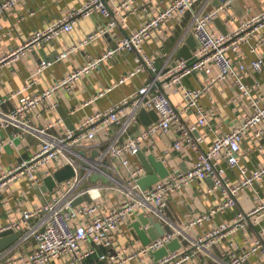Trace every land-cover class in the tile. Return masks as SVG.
Instances as JSON below:
<instances>
[{"label":"built area","instance_id":"2783aa9c","mask_svg":"<svg viewBox=\"0 0 264 264\" xmlns=\"http://www.w3.org/2000/svg\"><path fill=\"white\" fill-rule=\"evenodd\" d=\"M22 1L0 0V15ZM200 1L167 0L152 11L136 29L121 32L116 39V48H108L101 54L88 58L47 89L21 97L19 104L12 110L0 109V152L6 145L18 149V141L23 138L20 131L2 137V133L9 127L19 128L40 138L38 149L30 157L20 159L9 168L0 165V197L9 185L21 178H27L28 188L39 187L40 171L52 162L53 168L47 169L43 176L52 175L66 165L74 170L72 177L56 183L41 205L33 209H21L17 220L0 228V232L12 229L17 233V239L0 252V264H49L61 258H67L68 264H84L92 255H96L98 264H186L197 255H201V264H246L253 256H258L260 264H264V229L246 242L248 247L230 240L224 249V257L216 260L212 253L216 244L264 217V202L251 210L236 213L232 220L211 227L201 236L190 234L192 227L234 207L240 192L253 188L264 178V164L252 170L241 165L242 143L247 138L254 140L257 149L264 152V143L259 141L264 140V98L256 96L262 84L260 80L251 83L246 81L253 71L264 74V59L261 55L249 63L241 59L242 45H248L252 53H258L259 48L264 45V37L261 36L264 30V10L242 21L231 32L223 34L214 32L211 25L221 9L237 0H224L215 9L205 10L202 5L200 9L194 10ZM135 4L136 0H83L78 9L68 13L56 24L35 32L22 45L0 55V69L25 57L32 48L41 46L57 34L71 32L80 18L98 14L106 18V24L84 37L79 46H88L105 31L123 30L128 15L137 9ZM142 7L147 10L150 6ZM189 12V30L196 41L192 57L175 60L163 70L157 66L153 55L144 52L143 43L153 32H161L172 19L183 18ZM74 49L76 47L72 46L69 52ZM120 52H134L136 66L118 83L143 71L150 74V81L109 108L87 115L74 129L64 134L55 135L47 131V126L37 128L30 123L32 115L38 116L36 110L41 103L49 101L54 93L73 89L81 78L90 75L103 62ZM65 55L66 52H63L57 59ZM49 64L48 61H42L37 73ZM196 72L213 74L206 87H188L184 84L183 79ZM228 81H232L237 89L233 101L247 99L246 108L242 118L231 120L228 130H213L210 126L212 111L206 109L200 100L215 84ZM111 89L112 87H107L106 91H98L95 98ZM172 93L181 95V106L172 102ZM2 102L0 100V104ZM54 105L56 106L51 104ZM142 109L155 111L157 120L149 125H142L139 118ZM191 111L196 116L194 122H189L184 115ZM204 126L210 128V133L196 135V130ZM112 127H116L113 132ZM134 127H137L136 131L130 133ZM169 132L175 135L171 149L192 148L196 152V158L185 170L169 172L168 176L142 190L137 180L145 175V169L141 163L133 165L131 157L137 156L143 145H151L157 135ZM99 134L106 141V146L100 154L95 152L94 156L87 155L84 145L93 142ZM209 140L210 146L202 148V144ZM117 165L125 170L126 179L122 178L124 176ZM227 169L238 170V182H229ZM94 173L104 174L108 183L105 184L100 179L91 182L90 177ZM206 179L212 182L207 187V192L219 191L222 195L221 202L182 226L168 222L165 208L169 198L192 182ZM110 191L120 193L123 199L115 197V205L102 212L101 201ZM84 194H88L91 201L73 205ZM138 214L152 218L154 222L165 220L171 228L162 226L164 233L147 244L140 242L137 247L130 244L115 245V232L132 217L137 219ZM149 226L142 225L143 229ZM175 238L181 243L179 249L158 260L152 259L146 263L141 261L151 257L154 251ZM29 242L33 243L30 250L22 251ZM10 251H14L16 255L5 259Z\"/></svg>","mask_w":264,"mask_h":264},{"label":"crops","instance_id":"0c3cea01","mask_svg":"<svg viewBox=\"0 0 264 264\" xmlns=\"http://www.w3.org/2000/svg\"><path fill=\"white\" fill-rule=\"evenodd\" d=\"M118 1L115 0V2ZM166 2L167 0H136L135 7L137 9L128 15L123 30L111 29L105 31L88 46H79V42L88 34L96 31L101 25L106 24V18L98 14L80 18L71 32L57 34L51 40L42 43L41 46L32 48L25 57L2 67L0 69V100L3 102L0 104V109L3 111L12 110L19 104L21 97L33 95L47 89L53 82L58 81L64 74L84 63L88 58L99 55L108 48H116V39L121 32L127 33L136 29L152 11ZM82 3L83 0H23L15 5L6 13L0 15V55L22 45L35 32L45 30L47 27L56 24L60 19L65 18L68 13L78 9ZM223 3L224 0H201L196 4L194 10L200 9L202 5L205 10L215 9ZM146 5L150 7L144 10L142 6ZM262 10H264V0H237L230 6L221 9L216 18L221 20L227 32H231L242 21ZM190 16L191 13L189 12L183 18L172 19L161 32H153L150 38L143 43L144 52L155 57L159 68L166 70L170 64H173L186 39L191 36L189 30ZM211 28L214 32L222 33L215 20ZM261 36L264 37V30H262ZM72 46H75L76 49L69 52ZM194 49L191 50V57ZM63 52H66V55L57 59ZM230 55L233 54L230 52ZM258 55H261L264 59V45L259 48L258 53H252L248 45L241 46V59L243 62L249 63ZM135 57L134 52L116 53L90 75L81 78L73 89L54 93L49 101L41 103L36 110L38 116L32 115L30 123L37 128L47 126L49 127L47 131L55 135L64 134L66 131L74 129L87 115L107 109L112 104L130 96L151 79L150 74L143 71L136 73L122 83H118L123 76L134 70L136 66ZM44 60L50 62V64L37 73L38 66ZM212 75L211 72H196L186 76L183 82L188 87H206ZM246 79L249 83L254 80L261 81L262 87L256 93V96L264 98V74L253 71ZM28 84L29 86H27ZM107 87H112V89L103 96L95 98L98 91L105 90ZM236 93V86L232 81H228L227 83L215 84L201 97V104L212 111L210 126L213 130L218 128L220 131H226L231 120L242 118L247 99L233 101ZM170 98L175 105H182V97L179 93H172ZM51 104H56V106H51ZM184 115L189 122L196 120L194 111L186 112ZM141 123L145 126L142 121ZM115 129L116 127H112L111 132ZM136 129L137 127L132 128L130 133H134ZM209 129L206 126L199 127L195 134L210 133ZM14 131L22 132L23 138L18 141V149L6 145L0 152V165L5 168L13 166L20 159L30 157L40 145V138L37 135L24 132L15 127H9L1 136L6 137ZM174 138L175 135L171 132L161 133L154 138L151 145H143L140 151L145 155L153 154L157 160L163 162L169 172L185 170L190 162L196 158V152L192 148L171 149L170 146ZM259 141L264 143L262 139H259ZM105 142L99 134L93 142L84 145V147L86 146L84 151L89 156L93 152H99L100 154L106 146ZM96 143L99 144L97 146L92 145ZM210 143V140L203 143L202 148H208ZM131 163L133 165L141 163L138 155L131 157ZM262 164H264V152L257 149L254 140L247 138L242 143L241 165L248 170H252ZM53 166L54 163L52 162L46 169L40 171L41 182L39 187L28 188L27 178H21L7 187L0 197V228L9 226L17 220L21 209H33L49 197L51 190L44 191L42 189L44 179L47 177L42 174L47 169L51 170ZM226 174L229 182L232 184L238 182L239 172L237 169H227ZM211 183L210 179L194 181L183 190L173 194L165 208L167 221L173 225L182 226L195 216L207 212L221 202L222 195L219 191L207 192V187ZM110 192H107L106 197L101 201L103 203L102 212L115 205V197L119 198V195L115 192ZM261 202H264V178L257 182L253 188L240 192L234 207L219 212L213 215L211 219L192 227L190 234L201 236L211 227L230 221L236 213L251 210ZM133 220L132 217L115 232V245L130 244L132 247H137L141 244L140 240H135L129 233L128 224ZM162 221L160 223L164 228H171L165 220ZM262 229H264V217L256 223H249L245 228L237 231L232 235L233 238L224 239L216 244L212 249L214 259L218 260L224 257V249L230 240H235L243 247H248L246 242ZM32 244V242L25 244L22 251L30 250ZM15 255L14 251H10L5 259ZM152 259L154 260V257L151 254V257L148 256L141 261L146 263ZM67 262V258H61L49 264H68ZM84 264H98L96 255L86 259ZM186 264H201V255L193 257ZM246 264H260L259 257H251Z\"/></svg>","mask_w":264,"mask_h":264},{"label":"water","instance_id":"95a60500","mask_svg":"<svg viewBox=\"0 0 264 264\" xmlns=\"http://www.w3.org/2000/svg\"><path fill=\"white\" fill-rule=\"evenodd\" d=\"M215 23L218 25L220 31L223 34L227 33L226 28L219 18L215 19ZM196 41L193 36H189L185 44L179 50L176 60L183 58L189 59L191 57V50L195 48ZM139 118L145 125H149L152 121H156L158 116L153 110L145 111L140 110ZM95 152L93 153L94 156ZM138 157L142 166L145 169V175L141 176L137 183L142 190L146 189L150 185L154 184L159 179L168 176L169 171L163 164L161 160H157L153 154L145 155L143 152H139ZM105 171L106 169L103 168ZM74 175V170L70 165H66L63 168L56 170L52 175L47 176L44 179V185L42 189L44 191L52 190L57 182H62L67 178ZM100 179L103 183H108V178L104 174L94 173L90 177L91 182H95ZM84 186H87L85 184ZM91 198L88 194L77 198L73 205H77L81 202H90ZM142 225H150L147 229L141 228ZM129 233L135 240H140L143 244H147L150 240L155 239L158 235L164 233V229L160 222H154L152 218L145 217L143 214H138L137 219H134L130 224H128ZM17 239V233L12 229H6L0 232V252L8 248ZM181 247V243L178 238L173 239L170 243L166 244L164 247L152 253L154 260L167 255L169 252L177 250Z\"/></svg>","mask_w":264,"mask_h":264},{"label":"rangeland","instance_id":"374dc122","mask_svg":"<svg viewBox=\"0 0 264 264\" xmlns=\"http://www.w3.org/2000/svg\"><path fill=\"white\" fill-rule=\"evenodd\" d=\"M117 167H118V169L120 170V172L123 174V176L124 177H122L123 179H126L127 178V174H126V172H125V170H122V168L119 166V165H117ZM113 192V191H112ZM117 195H119L118 197H119V199H123V196L120 194V193H118V192H116V191H114Z\"/></svg>","mask_w":264,"mask_h":264}]
</instances>
